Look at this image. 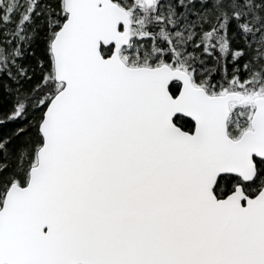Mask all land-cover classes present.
I'll use <instances>...</instances> for the list:
<instances>
[{
    "label": "snow or ice",
    "instance_id": "6c2138e0",
    "mask_svg": "<svg viewBox=\"0 0 264 264\" xmlns=\"http://www.w3.org/2000/svg\"><path fill=\"white\" fill-rule=\"evenodd\" d=\"M0 264H264V0H0Z\"/></svg>",
    "mask_w": 264,
    "mask_h": 264
}]
</instances>
